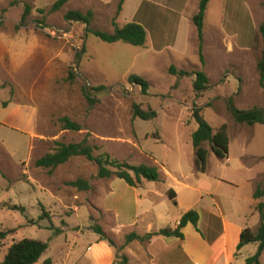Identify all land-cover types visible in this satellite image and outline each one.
<instances>
[{"label": "rangeland", "instance_id": "1", "mask_svg": "<svg viewBox=\"0 0 264 264\" xmlns=\"http://www.w3.org/2000/svg\"><path fill=\"white\" fill-rule=\"evenodd\" d=\"M57 1L0 0V264L23 239L49 243L37 264L49 259L98 264L105 259L102 243L110 246L101 242L96 226L115 242L111 250L125 255L127 264H231L234 250L235 263L245 264L258 246L238 253V229L256 232L261 225L251 202L257 186L264 188V125L239 124L228 106L232 100L239 110L264 108L257 70L263 48L258 27L264 20L259 2L264 0H231L228 6L215 0L205 18L204 66L192 20L201 0H175L184 9L182 18L191 21L183 25L177 15L160 10L147 18L146 6L137 16L140 0H130L117 24L145 23L154 40L143 47L106 43L88 33L86 24L67 17L93 11L90 28L113 33L120 0H72L53 12ZM159 28L170 36L160 39ZM172 67L187 75L171 74ZM198 72L210 81L199 98L194 89ZM132 76L149 83L146 94L130 82ZM134 104L156 111L157 118L134 117ZM195 106L215 132L228 128L224 160L204 145L209 152L204 174L196 169L192 143L199 128ZM63 117L80 123L82 130H64ZM84 140L95 156L158 167L162 180L131 187L116 176L99 179L98 167L84 157L54 170L37 166L57 143ZM251 177L257 178L255 188ZM78 179L93 189L70 186ZM170 189L177 193V205L167 196ZM190 211L199 214L200 222L183 228V239L126 244L132 233L145 236L178 227ZM224 222L231 224L227 244L221 237Z\"/></svg>", "mask_w": 264, "mask_h": 264}, {"label": "trees", "instance_id": "2", "mask_svg": "<svg viewBox=\"0 0 264 264\" xmlns=\"http://www.w3.org/2000/svg\"><path fill=\"white\" fill-rule=\"evenodd\" d=\"M72 0H58L52 7L53 12L59 11L67 3ZM211 0H201L197 14L193 17V23L197 28L198 40H199V53L203 66L205 65L204 57V27L205 18L208 10V6ZM126 0H120L116 17L113 20L114 32L107 33L97 29L90 28L94 12L89 11L87 14L81 12H69L67 17L75 21L83 22L88 26V33L100 38L102 41L114 44L124 42L134 47H143L146 44L147 32L145 28L136 22H131L123 27L118 26L117 19L120 16L123 6ZM260 33L262 36V55L258 62L257 70L260 75V84L264 89V20L260 27ZM170 73L173 75L186 76L185 71H178L175 67L170 69ZM73 78V77H72ZM130 82L133 84L140 85L142 91L146 94L149 91L150 85L144 79L136 76L130 77ZM196 97H201L204 92L210 89V81L205 72H198L196 74V81L194 84ZM85 96L90 104H93L91 93L85 89ZM210 106V105H208ZM228 109L232 114L233 118L239 124H246L248 126H254L256 124L264 125V108H254L251 110H239L235 107L233 101L229 102ZM134 117L140 118L145 121H150L157 118V112L150 109L145 111L138 104H134L132 107ZM193 116L199 125L197 131L192 134V143L195 149L196 155V169L200 173L207 171V158L208 150L204 147L205 144L211 146V150L216 156L224 160L229 153V136L227 132V125H223L217 132L214 131L213 127L206 121L202 115V109L195 106L193 108ZM60 123L64 130L72 132H80L82 125L78 122L73 121L69 117H63L60 119ZM94 148L84 140L81 143L74 144H63L57 143V148L53 153L47 154L37 161V166L40 168H46L54 170L61 165L66 164L72 158L84 157L88 161L94 163L98 167L99 179H107L112 176H116L119 179L124 180L129 186L137 187L142 184L143 180L150 182H160L162 180L159 168L156 166L131 165L128 163H121L120 161L112 158L108 154H102L99 156L94 155ZM70 186L77 188L79 191L89 192L93 189L91 183L85 179H78L77 181L71 182ZM168 197L171 201L177 205L176 192L173 189L168 191ZM254 199L260 202L256 205L255 209L260 215L261 225L256 232L251 229H244L240 235V242L238 245V251L251 244H258L259 248L255 256L247 259L246 264H261L260 259L264 252V188L257 186L254 192ZM200 216L195 211L186 213L177 229L165 228L155 233H149L145 236H140L132 233L126 237V244H131L135 241L142 243H150L154 237L163 236L166 238L176 237L183 239L184 235L182 229L188 224L198 225ZM93 230L100 235L101 241H105L110 247L116 249L115 242L108 237L107 233L102 227L96 226ZM2 237L5 234H1ZM49 249V243L35 240V239H23L19 242L14 243L8 250L4 261L1 264H37L42 256ZM44 264H53L51 259L47 260ZM113 264H127V257L125 255H117Z\"/></svg>", "mask_w": 264, "mask_h": 264}, {"label": "crops", "instance_id": "3", "mask_svg": "<svg viewBox=\"0 0 264 264\" xmlns=\"http://www.w3.org/2000/svg\"><path fill=\"white\" fill-rule=\"evenodd\" d=\"M231 0H220V2H226V5L228 6L229 5V2H230ZM129 2H130V0H126V2H125V4H124V6H123V10H122V12L121 13H124V11H125V9H126V7L128 6V4H129ZM215 2V0H211L210 1V3H209V6H208V10H207V14H206V17H208V14L210 13V11H211V8H212V4ZM176 1L175 0H159V2H157V1H154V0H140V2H139V4L137 5V7H138V13H137V16L139 15V12H140V10H141V8H143L144 6H146V15H147V18H149V17H152V15H154V13L156 14V13H159V11L158 10H160L162 13H165V14H172V15H177L178 16V21H179V24H184V22L185 21H187V22H189L190 21V19H186V18H182L183 16V14L185 13L184 12V9H179V8H177L176 7ZM264 3V1H260L259 2V6L262 8V10H264L263 9V6H262V4ZM227 6H226V8H227ZM136 16V17H137ZM191 17V16H190ZM193 17L194 16H192V20H193ZM151 21H152V19H151ZM191 22V21H190ZM137 23V22H136ZM139 24H141L144 28H145V30H146V32H147V39H146V44L145 45H147V44H151L152 45V40H154V37H153V35L149 32V30H148V26L145 24V23H143V22H138ZM150 24H152V23H150ZM260 27H261V25L258 27V29L260 30ZM164 30V31H163ZM178 30V29H177ZM179 31H180V29L176 32V35H175V40L173 41V43H172V45H175L176 43H177V40H178V35H179ZM170 36V34H169V32H168V30H166V29H164V28H159V37H160V39H162V37H169ZM231 48V47H230ZM241 50L242 51H249V50H246L245 48H241ZM250 168V167H249ZM206 173V172H205ZM202 174H204V173H202ZM256 180H257V178H250L248 181H249V183L251 184V185H253L254 186V188H255V182H256ZM255 191V190H254ZM167 196H168V194H167ZM176 201H177V193H176ZM258 202H260L259 200H255L254 199V193H253V196H252V202H251V211H252V213L253 212H256V213H258L257 211H256V209H255V206H256V204L258 203ZM259 214V213H258ZM199 222H200V220H199ZM179 223L180 222H178V225H179ZM230 226H231V224L230 223H227V222H224L223 223V235L221 236L222 238H223V240H224V243H228L227 242V239H228V237H229V228H230ZM164 229V228H163ZM171 229H173V230H175V229H177V227H173V228H171ZM246 229V228H245ZM160 230H162V229H160ZM160 230H158V231H160ZM244 229H242V228H240V229H238V242H237V244H236V246L238 247V245H239V242H240V235H241V233H242V231H243ZM158 231H156V232H158ZM150 233H155V232H150ZM147 234H149V233H147ZM141 236V235H140ZM157 237H163V236H157ZM155 238V237H154ZM153 238V239H154ZM166 238V237H165ZM172 238V237H171ZM152 239V240H153ZM151 240V241H152ZM101 242H105V241H101ZM107 243V242H106ZM136 243V241L135 242H133V243H131L132 245H134ZM142 243V242H141ZM151 243V242H150ZM150 243H143V244H150ZM105 247H104V249H103V255H104V257H105V259L104 260H99L98 261V264H113L114 262H115V258H116V251L114 252V251H112L111 250V248L110 247H108L107 245H105L104 243H102ZM252 245V244H251ZM249 246V245H248ZM257 246H258V248H259V245L257 244ZM247 247V246H246ZM245 248V247H244ZM243 248V249H244ZM91 249V248H90ZM242 249V250H243ZM242 250H240V251H242ZM235 251L236 250H234V252H233V257H232V261H231V264H236L235 263V257L237 256V253H235ZM237 251H238V248H237ZM240 251H238V253L240 252ZM264 253V252H263ZM263 255V254H262ZM262 257V256H261ZM246 261H247V259H245V264H246Z\"/></svg>", "mask_w": 264, "mask_h": 264}]
</instances>
